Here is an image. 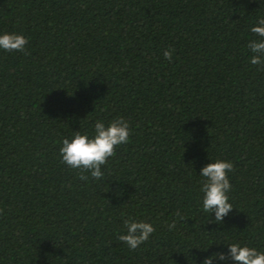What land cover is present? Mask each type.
Returning a JSON list of instances; mask_svg holds the SVG:
<instances>
[{
    "label": "trees",
    "instance_id": "1",
    "mask_svg": "<svg viewBox=\"0 0 264 264\" xmlns=\"http://www.w3.org/2000/svg\"><path fill=\"white\" fill-rule=\"evenodd\" d=\"M258 17L256 0H0V32L28 40L0 50V264H201L228 241L264 250V67L247 49ZM117 117L129 142L104 178L79 180L59 141ZM217 158L233 164L221 225L197 204L200 168ZM126 216L156 227L134 250L117 238Z\"/></svg>",
    "mask_w": 264,
    "mask_h": 264
},
{
    "label": "clouds",
    "instance_id": "2",
    "mask_svg": "<svg viewBox=\"0 0 264 264\" xmlns=\"http://www.w3.org/2000/svg\"><path fill=\"white\" fill-rule=\"evenodd\" d=\"M259 5L264 0H256ZM255 38L249 40L247 49L250 53L249 63L264 67V17H258L250 27ZM28 43L22 34L14 32H0V50L5 52H24ZM164 58L171 61L172 51L163 52ZM130 125L128 121L117 117L105 123L97 119L92 125V131H75L70 136L59 141L58 155L61 163L67 167L79 170V180L87 182L90 178L100 180L104 178L102 166L109 157L114 155V149L129 142ZM233 170L232 162L228 160H211L200 168L198 182L199 210L205 217H211L217 225H221L224 218L233 208L229 193L231 183L228 176ZM87 173V175L83 174ZM178 219H183L178 211ZM169 230L175 229L176 221L167 225ZM156 231L153 223L144 219L126 216L122 219V229L117 238L129 249H136L147 241ZM226 246V251L220 250L205 257L201 264H264V250L249 246L241 242L228 241L218 244ZM209 248V247H208ZM207 248V249H208Z\"/></svg>",
    "mask_w": 264,
    "mask_h": 264
}]
</instances>
